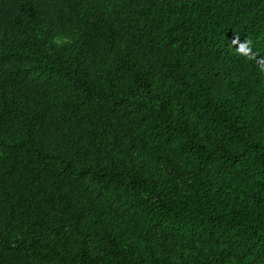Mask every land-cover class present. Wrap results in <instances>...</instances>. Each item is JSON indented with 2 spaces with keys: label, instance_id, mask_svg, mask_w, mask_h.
<instances>
[{
  "label": "trees",
  "instance_id": "1",
  "mask_svg": "<svg viewBox=\"0 0 264 264\" xmlns=\"http://www.w3.org/2000/svg\"><path fill=\"white\" fill-rule=\"evenodd\" d=\"M0 264H264V0H0Z\"/></svg>",
  "mask_w": 264,
  "mask_h": 264
},
{
  "label": "clouds",
  "instance_id": "2",
  "mask_svg": "<svg viewBox=\"0 0 264 264\" xmlns=\"http://www.w3.org/2000/svg\"><path fill=\"white\" fill-rule=\"evenodd\" d=\"M239 51H240L242 54H244V55H249V58H252V57L250 56V53H251V51H252L250 47H247V46L241 44V45H240V48H239Z\"/></svg>",
  "mask_w": 264,
  "mask_h": 264
}]
</instances>
